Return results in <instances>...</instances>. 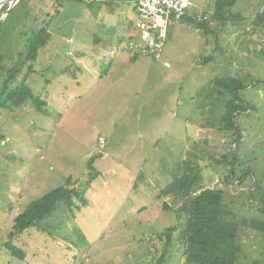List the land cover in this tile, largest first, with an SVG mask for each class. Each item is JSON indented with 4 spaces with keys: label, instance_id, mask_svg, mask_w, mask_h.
<instances>
[{
    "label": "rangeland",
    "instance_id": "374dc122",
    "mask_svg": "<svg viewBox=\"0 0 264 264\" xmlns=\"http://www.w3.org/2000/svg\"><path fill=\"white\" fill-rule=\"evenodd\" d=\"M191 1L189 15L214 24L175 22L162 59L137 53L128 68L113 50L127 0L0 7V93L20 67L8 91L26 83L46 101L45 112L17 96L0 105V264H192L178 230L165 255L162 234L181 225L179 203L160 194L186 173L201 175L199 188L223 189L225 217L244 222L237 264H264V232L251 226L264 221V0H237L226 19L214 16L218 0ZM43 28L52 36L29 60V39ZM228 77L241 82L235 98L215 82ZM232 98L240 109L225 129ZM61 186L82 198L10 238L15 217Z\"/></svg>",
    "mask_w": 264,
    "mask_h": 264
},
{
    "label": "trees",
    "instance_id": "16d2710c",
    "mask_svg": "<svg viewBox=\"0 0 264 264\" xmlns=\"http://www.w3.org/2000/svg\"><path fill=\"white\" fill-rule=\"evenodd\" d=\"M59 7L64 1H76L93 5L95 2H103L107 0H56ZM237 0H218L217 8L214 16L219 19L225 18V9L232 7ZM59 7L56 14L59 12ZM2 22L0 23V25ZM200 28L207 30L209 23L202 21L198 24ZM51 33L43 28L40 31L33 33L29 41V53L26 56L29 60H36L39 50L45 47L48 40L51 38ZM3 55L0 49V73L4 69ZM20 65V64H18ZM21 68L8 71L9 77L5 80L4 91L0 93V105L6 106L4 99H14L16 96L22 101L31 99L36 108L45 112L43 106L46 101L40 96L34 94L32 89L26 84L17 85L12 91H8L10 81L16 79V73L20 72ZM31 71V69H29ZM216 84L223 86L227 91L237 95L236 87L241 84L236 78H218ZM8 93L6 97L5 93ZM234 98L230 99L227 104V112L224 115L223 127L232 129L235 126L233 116L239 110V104ZM245 109V108H243ZM235 173V171H233ZM230 171L229 179L234 181L237 177ZM202 177L199 173L181 174L174 178L161 192V197L173 195L174 204H178L174 210L181 227H169L162 234L167 238L165 244L164 255L167 254L173 233L178 230L179 240L183 244L184 255L186 260L192 264H237L242 251V244L239 240L240 227L243 223L227 219L224 211V190L216 188H199ZM70 181V180H69ZM199 185V186H198ZM82 198L80 191L76 188L65 186L53 189L34 200L24 212L17 215L14 219L13 231L10 238L15 237L18 233L34 226L36 222L42 220L48 215H51L58 206L59 202H64L67 205L73 203L74 197ZM173 204L164 202V209H172ZM251 226L257 230L264 232V221L252 220ZM161 234V235H162ZM160 238L162 239V236ZM13 254L19 258H24V252L17 249L15 246H10ZM163 257L156 264H162Z\"/></svg>",
    "mask_w": 264,
    "mask_h": 264
},
{
    "label": "built area",
    "instance_id": "2783aa9c",
    "mask_svg": "<svg viewBox=\"0 0 264 264\" xmlns=\"http://www.w3.org/2000/svg\"><path fill=\"white\" fill-rule=\"evenodd\" d=\"M191 5V0H137L136 34L127 41V48L161 59L168 27L186 18ZM198 18L207 19L203 12ZM100 141L104 142V139Z\"/></svg>",
    "mask_w": 264,
    "mask_h": 264
},
{
    "label": "crops",
    "instance_id": "0c3cea01",
    "mask_svg": "<svg viewBox=\"0 0 264 264\" xmlns=\"http://www.w3.org/2000/svg\"><path fill=\"white\" fill-rule=\"evenodd\" d=\"M127 1L129 2V4L130 3L131 4L125 10V13L127 14V21L125 22V25H124L123 29L121 30V32L119 34V39L121 41H119L120 43L118 42L119 44H117V45H122L123 44V46L120 47V46L114 45V47H113V50L120 51V55H119V57L116 60L117 66L124 65V67L126 66V68L131 67L133 65V62H134L133 60L136 61V58L138 56L137 53H135L134 51H132L129 48H127V46H126L127 41L122 40V39H126V37H129L130 38L134 34H136V30H135V27H133V23L135 21V18L137 17V11H136V3H137V0H127ZM191 6H193V2H192V5ZM189 14L187 15L186 18H189V17L192 18L191 20H192V22L196 23L195 25H198L202 21H207L210 26L214 24L212 20H208V19H211V18L201 19L200 20L198 18V15L196 16V18H197L196 19V18H193V16H191ZM186 18H184V19H186ZM210 21H212V23ZM191 26H192V24H191ZM126 51H128V52H126ZM161 59H162V57H161ZM167 66H169V65H167ZM130 76H131V74H130ZM124 81H126V80H124ZM122 82L123 81H120V80L117 81L116 82L117 83V86H119ZM126 83L128 84L127 81H126Z\"/></svg>",
    "mask_w": 264,
    "mask_h": 264
},
{
    "label": "water",
    "instance_id": "95a60500",
    "mask_svg": "<svg viewBox=\"0 0 264 264\" xmlns=\"http://www.w3.org/2000/svg\"><path fill=\"white\" fill-rule=\"evenodd\" d=\"M19 2H20V0H0V6H4L6 3L9 4V7L4 11V14H6L12 9V7L14 5L18 4ZM3 15L0 16V21L3 17Z\"/></svg>",
    "mask_w": 264,
    "mask_h": 264
},
{
    "label": "bare ground",
    "instance_id": "6f19581e",
    "mask_svg": "<svg viewBox=\"0 0 264 264\" xmlns=\"http://www.w3.org/2000/svg\"><path fill=\"white\" fill-rule=\"evenodd\" d=\"M0 7H2V6H0ZM1 10V9H0Z\"/></svg>",
    "mask_w": 264,
    "mask_h": 264
}]
</instances>
